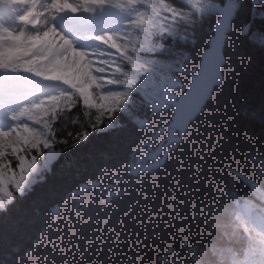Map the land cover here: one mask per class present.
<instances>
[{
    "label": "trees",
    "instance_id": "16d2710c",
    "mask_svg": "<svg viewBox=\"0 0 264 264\" xmlns=\"http://www.w3.org/2000/svg\"><path fill=\"white\" fill-rule=\"evenodd\" d=\"M153 1L174 14L173 31L141 56L153 79L112 112L116 126L104 129L102 110L76 94L42 111L59 157L0 209V264H241L250 241L236 204L264 205V0H231L222 82L184 131L173 104L227 0ZM173 81V103L151 105Z\"/></svg>",
    "mask_w": 264,
    "mask_h": 264
},
{
    "label": "rangeland",
    "instance_id": "374dc122",
    "mask_svg": "<svg viewBox=\"0 0 264 264\" xmlns=\"http://www.w3.org/2000/svg\"><path fill=\"white\" fill-rule=\"evenodd\" d=\"M110 1L118 0H106L105 3H110ZM121 1L125 4L116 6L112 3L108 9L121 12L130 7V16L135 19L137 27L129 29L128 19L125 18L120 24H114L112 33L106 36H111V42L120 45L128 34L131 35L132 52L126 53L125 58L130 70L126 74L121 71L116 72L117 66L123 62L118 59V53L109 58L110 67L104 73L88 72L85 76L75 79L72 78L73 69L70 66V58L68 63L65 62L63 70L55 76V78L67 76L69 79L67 82L61 79L62 82L56 83L55 87L50 84V79H44L32 73L8 70L10 74H4L5 78H12L16 84L29 86L32 94L27 98L22 97L17 104L12 106L14 119L7 118L8 127L0 128V209H4L8 203L12 202L14 192L25 194L30 190L34 183L50 170L51 164L59 157V151L51 140L50 129L46 125V121L41 119L42 111L48 113L57 99L69 93L76 94L82 103L102 110L103 127L110 129L116 126V121L111 116L112 112L120 107L121 102L128 101V96L134 86L144 87L149 81H152V71L141 59V56L154 53L161 48L158 39L162 35L172 33L174 14L164 13L153 0ZM5 2V5L0 6V10H3L4 13L1 15V21L10 26L13 23L23 22L17 14L23 10H20L21 3L26 5L27 1L5 0ZM18 4H20V8H18ZM103 5L104 3L99 6ZM36 12L38 11L36 10ZM41 13L39 12V15ZM75 27L74 30L72 28L65 30L72 35L77 30ZM92 38V36L90 38L83 36L81 40H70L75 42V48L89 54L91 49L88 45L93 42ZM121 51H124V48ZM60 57L65 60V55ZM89 57L91 60H95L94 56L89 55ZM2 70L0 69V71ZM178 85L174 81L163 82L155 90L157 94H153L150 104L160 107L165 103H173L172 89ZM44 88H48L50 92L35 93L36 90ZM8 158L14 159L13 165L3 161ZM235 212L240 218L242 230L250 241L241 264H262L261 259L264 258V205L258 209L246 203H237ZM257 254H259L258 257Z\"/></svg>",
    "mask_w": 264,
    "mask_h": 264
},
{
    "label": "snow or ice",
    "instance_id": "6c2138e0",
    "mask_svg": "<svg viewBox=\"0 0 264 264\" xmlns=\"http://www.w3.org/2000/svg\"><path fill=\"white\" fill-rule=\"evenodd\" d=\"M105 2L106 0H49L40 14L46 18L43 20L45 28L42 32L26 34L13 33L9 30L0 33V69L32 73L44 79L55 78L65 66V60L60 57V53L71 50V41L56 28L55 24L48 26V20L54 21L57 14L62 12L76 15L80 11V6L88 12L89 6H99ZM36 16L34 6L21 20L36 26L41 23L35 19ZM254 24L251 16L244 32L247 37H254ZM223 39V33H218L216 40Z\"/></svg>",
    "mask_w": 264,
    "mask_h": 264
},
{
    "label": "bare ground",
    "instance_id": "6f19581e",
    "mask_svg": "<svg viewBox=\"0 0 264 264\" xmlns=\"http://www.w3.org/2000/svg\"><path fill=\"white\" fill-rule=\"evenodd\" d=\"M27 4L23 5L21 3L18 6H21L22 11H20L17 16L22 18L25 16L34 6L35 9L38 11L37 16L35 19L40 20L41 23L33 26L30 22H21L19 24L13 23L12 26L9 24H4L1 21V15H3V10H0V33H4L7 31H12L13 33H19L21 31L25 32L26 34H36L40 33L44 30L45 25L43 20L46 19L42 15H39V12H43L49 0H26ZM116 4V6L124 5L121 0L113 1L110 3H104L103 6H89V11L85 12L83 10V6H80V13L78 15H73L71 13H58L56 19L53 21L51 19L48 20V26L55 24L56 28L62 32L66 38L70 39H79L84 36L86 38L97 37L100 35H110L112 33V26L114 24H120L123 19L127 18L126 13L130 15L131 8H127L121 12H114L108 9L110 4ZM5 0H0V6L5 5ZM13 4V3H10ZM17 6V7H18ZM20 6L18 8H20ZM7 7V6H4ZM24 7V8H23ZM12 8L14 6L12 5ZM61 14V15H60ZM76 26V27H75ZM74 27L77 29L74 34L70 35L66 32V28ZM71 41V40H70ZM73 51L83 52L81 49L74 48ZM87 54V53H86ZM66 55V52L60 53V56ZM92 56V55H91ZM71 56L69 57V59ZM78 59V58H77ZM91 59V57H89ZM94 59V58H93ZM4 74H10L8 70L0 71V128L8 127L7 118L14 119V114L12 110V106L17 104L22 97L27 98L32 93L30 92L29 86H25V84H16L14 80L7 79L4 77ZM50 84L52 87H55V84L58 82H62L59 78L50 79ZM73 84V83H72ZM8 86H12L14 88H10ZM50 92L48 88H44L42 90H36L35 93H47ZM9 102V104H8ZM2 118V119H1ZM259 254H257V257ZM260 257H263L260 255ZM260 261V260H259ZM262 264H264V258L261 259Z\"/></svg>",
    "mask_w": 264,
    "mask_h": 264
},
{
    "label": "water",
    "instance_id": "95a60500",
    "mask_svg": "<svg viewBox=\"0 0 264 264\" xmlns=\"http://www.w3.org/2000/svg\"><path fill=\"white\" fill-rule=\"evenodd\" d=\"M236 7L231 0L223 5L221 15L216 22L214 35L209 47L202 53L197 73L192 78L186 91L173 105V128L184 131L189 123L200 113L210 99L215 87L222 82V67L224 65L223 47L226 36L231 30ZM218 33H223L224 39L217 41ZM56 213V211L54 210Z\"/></svg>",
    "mask_w": 264,
    "mask_h": 264
},
{
    "label": "clouds",
    "instance_id": "9594fccd",
    "mask_svg": "<svg viewBox=\"0 0 264 264\" xmlns=\"http://www.w3.org/2000/svg\"><path fill=\"white\" fill-rule=\"evenodd\" d=\"M128 19V28L135 29L137 27L135 19L129 14H125ZM93 42L88 45L91 49L89 54L85 52L73 51L75 48V42L71 41V50L66 52L65 62H69V56H71L70 66L73 69L72 78H78L85 76L88 72L104 73L105 70L110 67L109 58L115 54H119V60H125L127 49L125 47L126 42H122L120 45L115 44L112 41L111 36L100 35L92 38ZM124 48V51L121 49ZM89 55L95 57V60L89 59ZM78 58V59H77ZM94 65V67H92ZM121 68L118 65L116 72H120ZM65 82L69 79L67 76L58 77ZM260 183L264 184V177L259 178Z\"/></svg>",
    "mask_w": 264,
    "mask_h": 264
}]
</instances>
